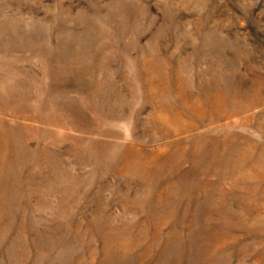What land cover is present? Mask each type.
<instances>
[{
	"label": "rangeland",
	"instance_id": "1",
	"mask_svg": "<svg viewBox=\"0 0 264 264\" xmlns=\"http://www.w3.org/2000/svg\"><path fill=\"white\" fill-rule=\"evenodd\" d=\"M0 264H264V0H0Z\"/></svg>",
	"mask_w": 264,
	"mask_h": 264
}]
</instances>
